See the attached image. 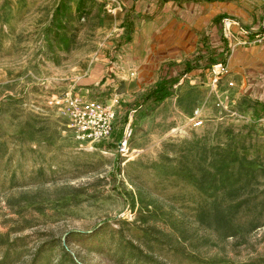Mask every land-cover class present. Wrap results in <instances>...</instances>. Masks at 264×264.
<instances>
[{"label":"rangeland","instance_id":"374dc122","mask_svg":"<svg viewBox=\"0 0 264 264\" xmlns=\"http://www.w3.org/2000/svg\"><path fill=\"white\" fill-rule=\"evenodd\" d=\"M165 1L141 0L144 20ZM113 2L0 0V264H264V195L233 210L234 236L213 218L263 185L234 201L225 191L210 198L190 150L238 149L247 166L264 168V107L246 111L230 103L234 86L225 99L222 80L214 88L183 70L162 102L125 96L118 58L105 53L129 38L128 28L106 25ZM68 92L119 98L111 137L71 126L50 102Z\"/></svg>","mask_w":264,"mask_h":264},{"label":"crops","instance_id":"0c3cea01","mask_svg":"<svg viewBox=\"0 0 264 264\" xmlns=\"http://www.w3.org/2000/svg\"><path fill=\"white\" fill-rule=\"evenodd\" d=\"M113 1L118 13L106 25L128 28L129 38L117 40L116 55L110 50L105 53L107 58H118L115 63L121 70L116 80L123 81L125 96L135 98L164 75L177 77L188 66L190 76L211 79V65L224 61L229 68L221 82L224 98L230 94L227 89H232L228 82L233 81L231 104L244 105L249 112L264 107V0H166L148 22L141 0ZM139 16L144 21H138ZM226 18L233 21L227 30L231 42L224 34Z\"/></svg>","mask_w":264,"mask_h":264},{"label":"trees","instance_id":"16d2710c","mask_svg":"<svg viewBox=\"0 0 264 264\" xmlns=\"http://www.w3.org/2000/svg\"><path fill=\"white\" fill-rule=\"evenodd\" d=\"M116 53L120 54L119 46L115 48ZM190 67L183 72L189 73ZM169 73V72H168ZM180 76L169 77L164 75L156 84L147 89L144 95V101L153 99L159 103L171 95V89L179 82ZM198 161L200 166V177L196 178V184L200 187L202 193L208 197H216L220 192H227L234 201L239 194L248 190L259 189V185L263 188L257 192L249 193L245 199L239 200L234 204H230L221 210H216L213 215L220 233L224 236H234L235 223L232 221V212L238 208L243 202L254 200L259 195H264V181L258 180V177H264V168H254L246 165V154L238 149H224L220 146L198 147L190 149Z\"/></svg>","mask_w":264,"mask_h":264},{"label":"built area","instance_id":"2783aa9c","mask_svg":"<svg viewBox=\"0 0 264 264\" xmlns=\"http://www.w3.org/2000/svg\"><path fill=\"white\" fill-rule=\"evenodd\" d=\"M231 22L232 19L230 18L224 20V34L226 37H228L227 30L230 29ZM262 25L264 27V14ZM210 71L213 78V86L214 88L218 87L222 78L229 73L228 64L224 61H218L211 65ZM228 85L234 86V82L229 81ZM110 101L111 103H99L97 100L77 96L70 92L63 97L50 100L51 103L66 110L72 127L83 136L94 140L108 139L114 133L118 117L117 104L119 103V98L115 96ZM218 104L222 105L225 110H229L225 103L218 100ZM203 122L202 119H198L192 123V126L199 127ZM178 129L175 128L174 131L177 132ZM132 132L133 129L131 123H129L125 127L118 143V148L123 155L129 152Z\"/></svg>","mask_w":264,"mask_h":264}]
</instances>
